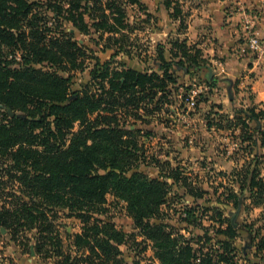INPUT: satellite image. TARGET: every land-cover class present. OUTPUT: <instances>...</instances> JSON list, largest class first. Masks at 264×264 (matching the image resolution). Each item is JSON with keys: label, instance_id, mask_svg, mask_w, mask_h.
<instances>
[{"label": "trees", "instance_id": "trees-1", "mask_svg": "<svg viewBox=\"0 0 264 264\" xmlns=\"http://www.w3.org/2000/svg\"><path fill=\"white\" fill-rule=\"evenodd\" d=\"M142 3L141 0H0V167L9 161L6 167L13 171L11 184L19 193L10 201L0 200V230L11 231L22 239L31 233L34 241L30 245L38 252L49 248L48 257H62L59 264H119L114 258L119 251L117 245L135 237H132L134 233H124L114 222L102 217L108 212L106 195L112 194L124 203L133 228L143 236V249L149 247L152 251L150 257L143 256L148 261L142 263L140 259L132 264H152L155 260L159 264H236L233 260L236 254L228 256L236 248L226 240L221 241L224 253L216 258L213 254L201 255V250L194 247L211 240L208 226H203L195 214L197 207H183L184 214L178 219L187 225L183 228L186 232L190 226L201 227L206 231L204 236H185L171 222L178 213L177 203H182L187 193L195 197L192 191L198 189L185 182L188 177L183 176L179 166L174 167L167 160H155L156 177L141 172L143 153L135 141L126 138V134L132 136L137 130L111 122L107 114L97 113L92 119L95 110L90 108L94 99L78 91L70 92L72 70L79 68L74 63L82 56V50L72 40L74 32L67 31L64 25L69 24L84 34L96 33L99 40L109 33L105 39L115 43L116 35H124L126 29L125 6L131 4L144 9ZM176 15L184 18L190 13L176 10ZM109 47L110 44L102 49ZM158 56L157 68L165 73L166 65H170L164 64L161 52ZM107 63L101 64L99 77L106 76ZM33 64L41 67L36 69ZM177 66L183 68L180 63ZM58 72L68 74L60 76ZM92 76L94 82L98 75L94 72ZM150 76L125 68L110 79L111 90L121 94L126 89L138 88L145 79L153 81ZM13 96L27 99L32 110L13 112ZM117 101L118 96L108 102H103L100 96L94 103L99 108L106 103L114 106ZM232 112L235 124L243 125L242 130L249 129L246 119L254 122L253 135L244 134L241 141L253 147L257 161L263 144L259 136L264 134V109L253 106L233 108ZM75 121H79L80 128L74 131ZM7 149L11 152L9 159L5 157ZM255 168L245 166L234 170L232 175L240 190L247 187L250 197L261 198L264 186L260 185L261 180H256ZM181 186L184 193L178 194L174 187ZM216 214L220 223L229 222L228 231L236 226L234 214L229 218L220 211ZM68 218L81 224V231L74 234V245L76 252L84 249L85 253L71 255L61 250L64 245L59 229L63 228L67 237L71 235L62 222ZM244 229L248 242L242 253L247 257L257 235L248 227ZM256 248L261 249L259 242Z\"/></svg>", "mask_w": 264, "mask_h": 264}, {"label": "rangeland", "instance_id": "rangeland-1", "mask_svg": "<svg viewBox=\"0 0 264 264\" xmlns=\"http://www.w3.org/2000/svg\"><path fill=\"white\" fill-rule=\"evenodd\" d=\"M141 1L144 9L131 4L125 6L126 29L124 35H116L115 43L105 39L109 33L99 40L96 33L84 34L69 24L64 25L67 31L74 32L72 40L77 41L82 50V56H78L74 63L79 68L72 70L70 92L78 91L80 95L95 100L92 99L90 108L95 110L92 119L97 113L107 114L111 122L124 123L126 129L137 130L132 136L126 134V138L135 141L143 153L139 167L141 172L156 177L158 167L154 166V161L167 160L172 166H179L183 176L188 177L186 183L191 182L198 187L192 191L195 197L187 193L182 197V203H177L178 213L171 222L185 236H204L206 231L201 227L190 226V233L186 232L183 228L187 225L178 219L179 215L184 214L183 207H197L195 214L203 226H208L207 232L211 237L208 242L194 246L201 250V255L213 254L216 258L224 253L221 241L226 240L236 248L235 252L228 253V256L236 254L233 259L236 264H264V196L250 197L248 188L240 190L232 175L234 170L255 166L256 180H261L260 185L264 186V134L259 136L263 144L259 147L261 154L256 161L253 147L241 141L242 135H253L251 129L254 122L246 119L249 129L242 130L243 125L235 124V114L232 112L233 108L253 106L264 109V53L251 48L249 42L251 37H257L264 45V0H180L177 4L170 3L171 0ZM211 1H219L218 5L224 12L218 16L219 25L232 24L235 27L230 36L219 38L209 35L212 24L206 16L207 8L204 5ZM176 10H180L181 14L188 12L190 15L204 16L205 22L200 25L204 26L206 33L200 31L199 36L192 37V31L188 29L190 15L179 17ZM147 15L149 17L146 19ZM230 17L235 19L227 21ZM187 32L189 35H186ZM208 35L210 40L205 43ZM109 44L111 47L102 49V46ZM207 44L215 51L211 50L213 55L206 54ZM118 47L120 49L116 52ZM159 52L165 58L164 64L170 65H166L165 73L157 68ZM104 62H109L108 71L105 77H99L102 72L100 66ZM177 63L182 64L183 68ZM32 66L36 69L41 67L39 64ZM125 68L147 72L153 81L145 79L140 87L126 89L121 94L111 90L113 82L110 79L117 77L120 70ZM94 72L98 77L93 78V82L91 76ZM58 74L67 76L68 73ZM192 90L195 92L192 93ZM100 96L103 102H108L114 96H118V101L114 106L106 103L98 108L94 102ZM12 98L15 104L13 112L32 110L27 99L18 96ZM190 101L194 102L193 105ZM31 115H35V112ZM79 128V121H75L74 131ZM6 153L5 157L9 159L10 150L7 149ZM4 164L0 167V200L10 201L19 193L13 190L11 184L13 171L6 167L9 161ZM174 190L183 194L185 188L174 187ZM106 198L108 212L102 215L104 220L114 222L118 230L134 233L132 237H135L117 245L119 251L115 260L119 264H132L140 259L142 263L148 261L152 251L149 247L143 249V236L133 228L124 203L117 201L112 194H107ZM216 211L226 218L234 214L236 226L228 231L229 222L220 223L216 219ZM62 222L71 234L67 237L64 229H59L64 245L61 248L63 254L85 253L84 249L76 252L74 245V234L81 231L80 222L73 218L63 219ZM246 227L257 235L246 253L247 257L242 253V247L248 242ZM30 235L22 239L13 236L11 231L0 230V264L60 263L61 256L48 257L51 253L46 250L49 248L39 252L34 249L30 245L34 241ZM258 242L260 250L256 248ZM151 263L159 264L156 260Z\"/></svg>", "mask_w": 264, "mask_h": 264}, {"label": "crops", "instance_id": "crops-1", "mask_svg": "<svg viewBox=\"0 0 264 264\" xmlns=\"http://www.w3.org/2000/svg\"><path fill=\"white\" fill-rule=\"evenodd\" d=\"M218 2L219 1H217V2L211 1V2H209L208 4H206L204 6H206V8H207V11H206L207 14H206V16L210 18V20H211L210 23L212 24V29L209 30L212 33L209 34V35H214V37L216 36V37H219L220 38L221 36L228 35V34L230 36V34L232 33V31L235 30V27H233L232 24L226 25V26L219 25V22L220 21L218 22V20L220 18H218V16H219L220 12H221V15H223L224 12L220 8L221 6L218 5ZM201 6H203V5H201ZM199 8L200 7L198 6V9ZM198 13H202V11H199ZM194 16H196V17H194ZM230 19H235V18L234 17H230V18H228L227 21H230ZM204 22H205L204 16L203 17H200L199 15H194V14H191L190 15V24L188 26V29H190V31H192V34H191L192 37L193 36L194 37L199 36L200 35V31H202V33H206L205 32L206 30H204V26L200 25V23H204ZM186 35H189V32H187ZM209 35H208L207 40H206L205 43H207V41L210 40L209 39ZM190 41L195 42V40H190ZM212 43H213V41H212ZM205 47L207 48V49H205L206 54L209 53V55H213V52H211V50L212 51H214V50L211 48V46H209L207 44Z\"/></svg>", "mask_w": 264, "mask_h": 264}, {"label": "built area", "instance_id": "built-area-1", "mask_svg": "<svg viewBox=\"0 0 264 264\" xmlns=\"http://www.w3.org/2000/svg\"><path fill=\"white\" fill-rule=\"evenodd\" d=\"M249 42H250V46L251 48L253 49H256L257 51L259 52H263L264 53V45L263 43L261 42V40L257 37H251L249 39ZM195 91L192 90V93H194ZM193 101H190V104L193 105Z\"/></svg>", "mask_w": 264, "mask_h": 264}, {"label": "water", "instance_id": "water-1", "mask_svg": "<svg viewBox=\"0 0 264 264\" xmlns=\"http://www.w3.org/2000/svg\"><path fill=\"white\" fill-rule=\"evenodd\" d=\"M209 77H210V73H209ZM8 114H9L10 116H13V113H12L10 110H8ZM1 231L4 232V229L1 228Z\"/></svg>", "mask_w": 264, "mask_h": 264}]
</instances>
